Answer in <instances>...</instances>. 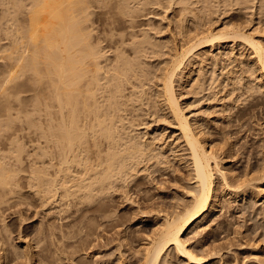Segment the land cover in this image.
Instances as JSON below:
<instances>
[{
    "label": "rangeland",
    "instance_id": "374dc122",
    "mask_svg": "<svg viewBox=\"0 0 264 264\" xmlns=\"http://www.w3.org/2000/svg\"><path fill=\"white\" fill-rule=\"evenodd\" d=\"M89 1L84 32L91 33L90 43L103 53H99L100 64L119 61L128 65H120L129 72L123 79L126 83H119L121 100L116 95L121 103L113 115L117 136L121 142L138 140L143 147L145 141L151 142L153 149L146 144L149 153L142 147L138 153L144 156H126L132 163L121 158L124 168L133 166L114 172L112 181L108 180L111 184H104L106 189L103 186L106 191H95L90 201L82 199L83 190L49 200L47 185L41 181L46 177L43 172L41 179L35 178L39 188L33 185V168L49 167L47 116L43 105L36 102L42 84L11 86L3 82L2 74L10 62L11 28L20 13L27 14L24 4L30 2H22L20 8L14 1L20 8L17 12L11 1L0 0V18L1 14L8 22L15 18L9 23L11 35L6 33V20L0 19V165L16 171L13 193L4 195L0 190V264H142L143 248L154 231L161 229L166 215L192 202L190 195L196 186L190 152L161 96L162 71L174 48L191 36L186 42H194L205 28L217 32L220 27L227 32L243 31L264 46V0H124L125 5L122 0H108L107 6L101 0ZM118 4L119 9L126 8L119 10ZM8 11L13 18L6 15ZM251 51L239 37L214 39L194 49L184 74L175 80L183 113L205 148L218 158L229 184L216 175L209 209L184 234L188 247L203 258L202 264H264V75L252 62L255 55ZM188 69L192 72L187 77ZM118 172L125 173L120 176ZM58 193L63 195V189ZM10 243L26 250L27 262L14 255ZM159 261L192 264L172 248Z\"/></svg>",
    "mask_w": 264,
    "mask_h": 264
},
{
    "label": "bare ground",
    "instance_id": "6f19581e",
    "mask_svg": "<svg viewBox=\"0 0 264 264\" xmlns=\"http://www.w3.org/2000/svg\"><path fill=\"white\" fill-rule=\"evenodd\" d=\"M9 1L12 2V5L15 1V3L19 4L18 7L20 8H23V6L21 7V3L26 2V0L21 3H18L19 0H8V2ZM99 1L100 0H98V2ZM103 1L106 3L104 6H107L108 0L107 2L101 0L100 3H103ZM122 1L125 5V1L127 0ZM27 2H30L28 3L29 5L23 3L26 5V9H29L27 14L24 15V12H19L20 15L22 14L21 16H25H23V20L19 19L21 17L20 15H18L16 19L13 18V14L9 12L13 9L12 7L14 5V11L17 10L15 9V7H17L15 3L13 6L9 5L12 6L10 10L8 7L6 8L8 5L4 6V8L9 10L8 14L6 13L7 10L4 14H10L9 16H12L13 20L15 19L16 21L14 20L15 25L11 28L13 30L12 37H14V39L11 37V39H13L11 40L12 48L7 55V59L10 62H8V66L4 70L5 74H2L4 75L3 82L12 83L11 86L25 82H39L37 85L42 84L41 96L36 99V102H39L38 105H43L41 110H43L47 116V130L49 131V165L47 166L49 167H47L46 170L43 168L45 171L42 168L41 170L40 168L37 170V168L34 167L33 169L35 171H33L34 173L32 175L35 181V178L36 180L41 179L42 174L40 175V172L44 173L46 177L41 181L47 185L46 192L51 201H57L58 197L63 198L71 192L76 193V190L77 192L82 190L85 191L84 196L86 199L83 195L82 199L90 201V198L94 197L95 194L98 193L97 191L103 188L104 184H107V182L111 184V178L115 176L114 172L121 171L122 169L125 170L128 167V164L125 165V167H127L124 168V165L121 164L122 162L119 163L123 161L121 158L124 157V160H128V158L125 159L126 156L130 158L133 157V155L135 156V153L137 154L139 151L142 153L141 148L143 146H140L142 144H140L138 140L134 139V142L138 141L134 143L133 138L130 140L127 138L126 140H129L130 143L124 139L123 140L127 143L123 140L121 142L120 139L122 137L119 138L120 133L119 130L116 129L117 121L114 123L116 118H114L113 115L117 114V106L121 104L119 103L122 97V95H120L122 88H120V84L121 82L126 83L124 80L129 70L127 71L120 67L123 63L119 64V61H116V64L112 62L113 65L110 64L106 58L103 61H107L108 64H101L103 66L107 65V67L101 66L100 62L102 61L99 60H102L101 57L103 53L101 54L99 48L91 44L92 42L89 36L91 33L86 30L87 26L85 27V25H83L85 21L89 20H85L89 17V14L87 15V12L90 10L88 6L91 5H88V2L91 3L89 0H27ZM118 6H120V4H118L117 7ZM20 8H18L17 12ZM124 8L126 7L124 6ZM26 9L23 11H27ZM16 14L17 13L14 12V15ZM2 15L3 14H1L0 19H4ZM6 17L7 16H5L4 21L6 20L8 22V18L6 19ZM6 21L5 24L9 25H7L9 29H6L5 25L6 33L8 31L11 35L12 32L10 31L12 30L10 27L12 24L10 25L9 23H12V21L8 23ZM21 21L25 23L23 24ZM17 22L20 24L22 23L21 27ZM84 27L86 28L85 32ZM205 30L206 28L203 31L201 30L202 32L200 31L201 33L199 35L202 34L201 36L197 38L193 36L196 38L194 42H186V40L193 39L191 36L190 39H185L187 44L184 42L178 49L174 48L175 51L173 50L174 53L172 52L173 54L171 59H169L170 62H168V66L166 65L167 67L164 68L165 71H162L164 73H161L163 75V77H161L162 94L160 92L161 96H163L162 100L167 104L166 106L169 113L171 112L173 115L176 127L180 132L179 134L190 152L192 170L194 173L193 176H195L196 180L195 190H193L194 192L192 191L190 195L192 202L182 207L181 210L174 212V214L172 213L170 216L166 215L161 229L159 228L160 230H157L158 232L154 231V233H156L155 236H151L153 238L149 240L150 243L148 242V245L143 248L142 264H159L160 257H162V254L165 253L168 248L174 249L177 255L185 258L189 263L202 264L203 258L198 257L199 255L197 256V253L188 247V240L184 237V234L189 228H192L194 224L197 225L203 220L205 213L209 209L210 202L213 200V192L215 191L214 180L216 175L222 177L226 186L228 184L225 179L226 174L223 173L218 166V158L216 159L213 152L207 150L200 141V138L197 137L188 117L183 113L176 95L175 80L179 74H184L183 70L185 68V63L190 60L191 56L194 54V49L200 45H207L214 39L221 40L224 37L229 39V36H232V39L233 37H239V39L244 40V42L248 44L250 50L252 49L251 53L253 52L255 55V61L252 62H254L258 70L261 71V75H264V46L261 42L255 40L254 36L243 33V31L237 32V29H232L227 32L226 29V31L223 29L221 30V27L220 31L216 30L217 32H214L215 30L213 31L211 28ZM111 35L112 34L109 36L110 39L108 38L109 41L113 39V35ZM219 37L222 38L219 39ZM96 48L99 51H96ZM99 53L102 56L99 55ZM117 64L119 65L116 66ZM125 64L122 66L126 67L127 64ZM111 65L112 67H109ZM130 66L132 67V65H129V68ZM187 72L185 75L187 74V77L189 75L191 76L192 71L189 70ZM109 73H111V75ZM136 73L138 75V72ZM120 75H124L122 79ZM137 75L135 76L134 72L133 76L138 79L139 77ZM127 79H129V77ZM102 80L104 81L102 82ZM123 83L121 85H123ZM2 88L1 90L6 94V88ZM96 92L100 94V96H98L99 98L96 97ZM118 94L120 96L119 101L118 98H116ZM41 105H39V107ZM120 108L121 105L119 109ZM39 110L40 109H37V111ZM6 112L7 117L12 119L9 115L8 108H6ZM113 124L116 127H114ZM131 142H133V145ZM145 142L143 147L144 150L145 146L148 145V142ZM122 144L123 146L120 148ZM125 144H131V146H127L126 148L124 147ZM150 144L152 145L151 142ZM150 144L147 147L150 146L152 150L153 148ZM102 145H104V148L101 147ZM145 151L147 153L150 152H148V150ZM145 151H143V153ZM90 152H92L94 156L92 153L90 154ZM140 156H144V154L138 157ZM141 158H138L139 161L144 157ZM128 161L131 160L129 159ZM139 161L137 162L136 159L137 164ZM124 162L125 161H123V164ZM130 163H132V161ZM133 163H135V160ZM116 164H121L122 166L118 168ZM132 166L133 165H131L130 168ZM130 168L128 167L127 169ZM121 172L120 174L119 172L116 173V175L119 174L122 176L121 174L125 173ZM15 176V170L0 165V190L4 192V195L13 191L12 185L15 184ZM110 179L111 181L109 183L108 180ZM37 184L38 183L35 181L33 185L38 187ZM74 187H76L75 190L73 189ZM60 188L63 189V195L58 193ZM104 188L106 189L107 187L104 186ZM72 189L74 191H72ZM95 191L96 193L94 194ZM3 224L6 227V224ZM7 238L11 240L9 232ZM10 245L13 246L12 248L14 249L13 251L16 257H23L22 259H25L27 255H29L23 248V250H19L20 248L12 245V243H10ZM27 259H25L26 262ZM29 261L30 260H28V262Z\"/></svg>",
    "mask_w": 264,
    "mask_h": 264
}]
</instances>
